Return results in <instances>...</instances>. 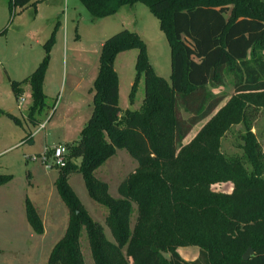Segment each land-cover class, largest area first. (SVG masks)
I'll return each mask as SVG.
<instances>
[{
	"label": "trees",
	"instance_id": "1",
	"mask_svg": "<svg viewBox=\"0 0 264 264\" xmlns=\"http://www.w3.org/2000/svg\"><path fill=\"white\" fill-rule=\"evenodd\" d=\"M79 1L93 21L112 17L123 7H148L168 38L172 75L169 84L153 73L136 32L123 30L103 43L91 118L79 140L65 147L64 167L52 165L60 168L55 187L69 210V223L48 264H84L83 228L95 264H264V166L254 151L249 153L250 172L218 152L229 126L225 114L237 98L209 90L224 87L230 76L238 98L264 106V0ZM7 2L12 18L30 0ZM52 44L53 38L29 79L33 110L44 102ZM132 50L138 51L136 82L144 79L145 96L141 110L121 116L115 61ZM13 90L20 94L18 84ZM118 149L128 151L138 167L120 184V199L115 200L94 172ZM73 174L83 176L92 199L107 209L106 224L115 243L77 199L68 183ZM10 180L0 175V186ZM226 182L233 184L231 192H211L213 184ZM133 205L137 215L131 229ZM26 210L32 229L42 235L35 208L27 203ZM186 247L198 248L195 261L186 262L178 253ZM248 249L253 255L244 261Z\"/></svg>",
	"mask_w": 264,
	"mask_h": 264
},
{
	"label": "rangeland",
	"instance_id": "2",
	"mask_svg": "<svg viewBox=\"0 0 264 264\" xmlns=\"http://www.w3.org/2000/svg\"><path fill=\"white\" fill-rule=\"evenodd\" d=\"M53 1L40 3L39 13L35 14L30 9L17 14L16 10L17 13L15 11L14 17L10 18L5 1L0 0V32L6 27V23L9 25L7 33L0 35V110L19 119L17 122L10 117L0 118V175L11 178L8 184L0 186V249L5 250L0 264H48L54 246L65 235L69 210L55 187L60 168L51 167L54 164L52 149L65 147L64 142L78 141L83 127L79 125L73 130V126H69L73 122L77 123L78 119L90 117L89 89L98 74V41H105L123 30L136 32L145 45L153 73L171 83L170 44L159 21L148 7L142 4L125 7L113 17L92 22L79 0H62L57 5V8L61 6V10L51 20L54 15L51 12L55 7ZM58 21L60 24L56 28ZM51 22L53 25L50 27ZM51 36L54 44L51 49L53 64L47 73V105L41 115H37L45 122V129L32 140L34 145H31V141L16 146V140L19 142V138L25 135L23 128H26V113L31 97L29 91L23 93L25 102L22 106L18 105L19 100L14 97L10 86L11 78H23L26 74V64L19 68L15 64L32 55L31 48L36 46V40L41 43L35 50L44 55L43 45ZM67 40L69 51L65 60L63 50ZM137 56L138 51L132 50L120 54L115 61L121 116L127 110L137 111L143 106L144 79L141 77L136 82ZM14 67L18 68V74L14 73ZM231 82L232 78L227 76V87L209 88L214 95L228 92L229 98H237L225 114L229 126L219 139L218 152L229 162H240L250 172V151L255 152L264 166V106L255 104L248 98H238L231 88ZM132 84H136L134 90ZM238 103L244 111L237 112ZM182 116L185 115L182 113ZM39 127L30 126V129L35 132ZM198 130L199 127L193 134ZM66 133L69 134L70 141L65 140ZM12 146L15 147L9 150ZM46 150L48 162L45 165L42 157ZM30 157H35L36 160H26ZM137 167V160L128 151L118 149L112 158L95 170L94 177L105 183L109 195L117 200L120 199L118 187ZM68 183L90 219L102 225L106 238L115 243L106 224L108 211L92 199L83 176L73 174ZM233 187L231 182L217 183L210 190L216 194L229 193ZM27 203L35 208L42 222V235L36 234L28 222ZM136 213V206L133 205L131 229L136 222ZM80 250L84 264H95L85 228L80 234ZM178 253L186 262H193L199 257L196 247L180 248Z\"/></svg>",
	"mask_w": 264,
	"mask_h": 264
},
{
	"label": "crops",
	"instance_id": "3",
	"mask_svg": "<svg viewBox=\"0 0 264 264\" xmlns=\"http://www.w3.org/2000/svg\"><path fill=\"white\" fill-rule=\"evenodd\" d=\"M5 1V4H6V6H7V9H8V12H10V10H9V4H8V2H7V0H4ZM46 1H49V0H30V3L23 9V10H20V9H17L18 10V13H17V11H16V13L17 14H22V13H24L25 11H27V10H30V9H32L33 11H34V13L36 14V13H39V4L40 3H44V2H46ZM60 3H62V0H54L53 1V5L55 6L54 8H53V10H52V12L51 13H54V15L52 16V18H51V20L53 19V17L55 16V15H57V14H55V13H59V11L61 10V6H59V8H57L58 6L57 5H60ZM127 7H129V6H127ZM57 8V9H56ZM125 7H123V8H121L120 9V11L122 10V9H124ZM62 12H63V10H62ZM15 13V14H16ZM88 13V12H87ZM88 15H89V13H88ZM12 17H14V16H12ZM113 17V16H112ZM10 18H11V13H10ZM89 18H90V20L92 21V22H95V21H97V20H95V21H93L92 19H91V17H90V15H89ZM108 18H110V17H108ZM13 20V19H12ZM12 20H10V23H12ZM100 20V19H99ZM8 22V21H7ZM52 24L50 25V27L53 25V22H51ZM66 23L68 24V19L66 20ZM59 21L56 23V25H55V27L57 28L58 26H59ZM8 24L6 23V27L4 28V30H6V32L4 33V34H6L7 33V31H8V28H9V25L7 26ZM54 27V28H55ZM67 28H68V25H67ZM3 30V31H4ZM56 30V29H55ZM56 32V31H55ZM3 35V34H2ZM53 35V34H52ZM51 38H53V36H51L49 39H51ZM106 41V40H105ZM105 41H102V40H99L98 41V48L100 49V53H99V57H98V74H97V76H96V78H94V81H93V86H92V88H90L89 89V94H90V96H91V113H90V117L89 118H85V120H84V117L83 118H81L82 120H77L78 122L76 123V122H73V123H71L72 125H70L69 127H72L73 126V130H75L79 125L81 126V127H85L86 126V124L88 123V121L90 120V118H91V115H92V101H93V88H94V82H95V80L97 79V77H98V75H99V71H100V55H101V50H102V46H103V43L105 42ZM40 40H36L35 41V44H36V46L37 47H40ZM47 43V42H46ZM45 43V44H46ZM45 44L43 45V51H44V55H43V53H41L40 51H36L35 50V48H37L36 46L33 48H31L32 50H33V52H32V55L30 56V57H27L25 60L24 59H22V60H19L18 62H16V64H15V66L17 65L18 66V68L20 67V66H23V65H25L26 64V67H25V75L23 76V78H18V77H14L13 76V78H11V80H10V86H11V89H12V91H13V94H14V97H15V99L18 101L19 100V103H18V105L19 106H22V104H24V102H25V100H24V97H23V93H25L26 91H29V93H30V97H31V104H30V106H29V108H28V110H27V113H26V120H27V124H26V128H23V133L25 134L23 137H20L19 139H20V141L18 142V140H16V146L17 145H20V144H23V143H25V142H31L32 140H34V138L40 133V131L42 130V129H45V127H43L42 128V126H45V122H43V121H41L40 120V118H38L37 117V115H41V113H42V111L45 109V107H46V105H47V99H48V95H47V73H48V69H47V71H46V73H45V77H44V81H43V87H42V91H43V95H44V102H43V104L41 105V107L39 108V109H36V110H33V107H34V100H33V94H32V89H31V86L29 85V79H30V77L32 76V74L35 72V70L37 69V67L39 66V64L43 61V59L45 58ZM54 44H52V46H53ZM52 46H51V49H52ZM68 51H69V47H68V40L66 41V46L64 47V50H63V52H64V54L66 55V57H65V60L67 59V53H68ZM51 53H52V50H50V60H49V66H48V68L50 69L51 68V66H52V60H51ZM122 54H124V53H122ZM55 56H56V53H55ZM50 62H51V65H50ZM18 68H16V67H14L13 68V71H14V73L15 74H18ZM14 74V75H15ZM16 84H18V88H19V90H20V94L18 95V96H16L15 95V92H14V90H13V85H16ZM133 85V84H132ZM23 98V102H21L20 101V99H22ZM55 110V109H54ZM53 110V111H54ZM0 118H3V117H8L7 115H11L13 118H15L12 114H6V113H4L2 110H0ZM16 119V118H15ZM88 119V120H87ZM18 121L17 122H19V119H17ZM84 123V124H83ZM21 125V124H20ZM82 125H84V126H82ZM30 126H32V128H34V127H38V126H40L39 128H38V130H36L35 132H32V130L30 129ZM75 127V128H74ZM83 128L81 129V131L83 130ZM81 133V132H80ZM80 135V134H79ZM65 140L66 141H70L69 140V134L68 133H66L65 134ZM78 140H79V136H78ZM77 141H75V142H64V146L66 147L67 145H71V144H75ZM31 145H34V141H32L31 142ZM60 145H62V144H60ZM15 146H12L9 150H11V149H13ZM1 250V254H0V258L2 257V256H4V254H5V250H3V249H0ZM6 263H9V262H6Z\"/></svg>",
	"mask_w": 264,
	"mask_h": 264
},
{
	"label": "built area",
	"instance_id": "4",
	"mask_svg": "<svg viewBox=\"0 0 264 264\" xmlns=\"http://www.w3.org/2000/svg\"><path fill=\"white\" fill-rule=\"evenodd\" d=\"M21 102H23V98L20 99ZM44 126H42L43 128ZM47 150L44 152V155L42 157V162L43 164H47L48 162V155H47ZM65 155H66V148L65 147H58V148H54L52 149V156L54 159V164L58 167H64L65 165ZM36 160L35 157H30V158H26V160ZM52 167V166H51Z\"/></svg>",
	"mask_w": 264,
	"mask_h": 264
},
{
	"label": "water",
	"instance_id": "5",
	"mask_svg": "<svg viewBox=\"0 0 264 264\" xmlns=\"http://www.w3.org/2000/svg\"><path fill=\"white\" fill-rule=\"evenodd\" d=\"M253 255V250L252 249H248L247 252L243 255V260L247 261L249 260V258Z\"/></svg>",
	"mask_w": 264,
	"mask_h": 264
}]
</instances>
